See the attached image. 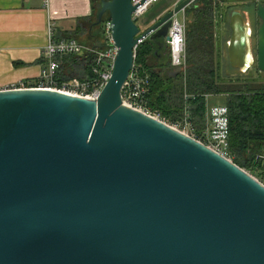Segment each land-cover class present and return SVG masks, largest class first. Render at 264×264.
<instances>
[{
	"label": "water",
	"instance_id": "1",
	"mask_svg": "<svg viewBox=\"0 0 264 264\" xmlns=\"http://www.w3.org/2000/svg\"><path fill=\"white\" fill-rule=\"evenodd\" d=\"M189 2L140 33L131 0H99L96 26L108 16L117 55L95 101L0 90V264H264V185L121 101L134 47L168 48ZM255 15L254 49L236 10L226 48L244 56L237 71L264 74L261 2Z\"/></svg>",
	"mask_w": 264,
	"mask_h": 264
},
{
	"label": "trees",
	"instance_id": "2",
	"mask_svg": "<svg viewBox=\"0 0 264 264\" xmlns=\"http://www.w3.org/2000/svg\"><path fill=\"white\" fill-rule=\"evenodd\" d=\"M99 1V0H98ZM96 3V20L91 29H97L102 34V23L96 26L99 3ZM223 2L250 1L256 6L255 0H222ZM261 2V1H260ZM98 3V4H97ZM264 4V1L261 2ZM212 0H199L195 8L185 10L192 16L191 27L198 36H205L204 43L216 47L211 39L218 30V24L213 19L215 7ZM216 5L217 2H216ZM230 6H227L228 10ZM259 22L256 27H258ZM216 28V30H215ZM218 33V31H217ZM216 37L218 38L217 34ZM216 38V39H217ZM209 41V42H208ZM186 33V44H187ZM96 45V43H90ZM153 42H144L136 52L135 64L149 75L147 105L158 111L171 124L182 120L185 108L184 95L191 96L188 101L193 127L201 132L205 125L206 98L218 96L224 98V106L228 110L229 156L238 167L248 171L264 185V74L257 71L256 66L245 73L226 76L222 67L211 57L200 58L199 65L187 61L188 71L182 73L170 66L168 61L162 63L161 53ZM169 59V57H167ZM84 65L76 59H70L69 65H81V69L89 72L90 59L85 57ZM206 70L202 72V70ZM174 70V71H173ZM187 70V69H186ZM67 72V71H66ZM185 77V79H184ZM185 80V82H184ZM198 119L200 121H198ZM199 122V123H198Z\"/></svg>",
	"mask_w": 264,
	"mask_h": 264
},
{
	"label": "built area",
	"instance_id": "3",
	"mask_svg": "<svg viewBox=\"0 0 264 264\" xmlns=\"http://www.w3.org/2000/svg\"><path fill=\"white\" fill-rule=\"evenodd\" d=\"M158 0H131L134 11L131 15L132 21L137 25V20ZM199 0H190L188 5H194ZM260 2V0H255ZM48 6V0H44ZM185 8L179 13L184 14ZM178 13V14H179ZM178 14H173L170 18L168 29L169 62L170 66L181 72L187 69L186 59V22L184 17L181 20ZM46 43L41 49V55L46 62L45 67L36 81L33 83L20 82L4 90H48L63 93L72 97L86 100H97L108 83L114 61L117 55V48L110 36V21L105 19L102 23V35L104 46L84 45L75 39H57L54 36L55 28L50 23L47 28ZM146 41L140 40L134 47V63L129 75L121 88L122 104L130 109L138 111L148 117L156 119L190 138L205 145L223 158L232 161L229 156V127L228 110L225 106L205 108V125L201 132H197L193 127L188 101L191 96L184 95L185 108L182 120L177 124H169L160 112L154 111L147 105V95L149 88V75L142 70V67L135 64L136 52ZM77 58V61L84 65L85 57L90 59L89 72L73 77H67L63 68V61L66 58ZM208 97V96H207ZM207 97H205L207 99Z\"/></svg>",
	"mask_w": 264,
	"mask_h": 264
},
{
	"label": "crops",
	"instance_id": "4",
	"mask_svg": "<svg viewBox=\"0 0 264 264\" xmlns=\"http://www.w3.org/2000/svg\"><path fill=\"white\" fill-rule=\"evenodd\" d=\"M177 2L173 3V7ZM212 2L215 7L213 19L220 31L228 26L230 14L226 15L225 2ZM169 8L157 19L172 9ZM96 12L94 0H48V6L44 0H0V90L20 82L33 83L38 79L46 65L41 49L46 43L50 23L55 28L57 39H75L84 45L92 42L96 43L93 46L103 47V35L97 29H91ZM70 59L77 60L72 57L64 59L66 76L80 77L84 72L81 65L70 66Z\"/></svg>",
	"mask_w": 264,
	"mask_h": 264
},
{
	"label": "rangeland",
	"instance_id": "5",
	"mask_svg": "<svg viewBox=\"0 0 264 264\" xmlns=\"http://www.w3.org/2000/svg\"><path fill=\"white\" fill-rule=\"evenodd\" d=\"M176 1H179V0H158L156 3H154L146 11V13L144 15H142L136 22L137 26L140 30V33H143L144 31H146L153 24V22L155 20H157V18L160 16V14L163 11H165L169 7L173 8V3ZM260 1L263 2L264 0H260ZM252 3L253 2H250V1H232L231 3L225 2L226 7H227V5L230 6V8L228 10L225 8V12H226V15H229L234 10L239 11L242 14V16L246 19V21L249 22L251 32H252V34H251L252 36L250 39V46H251V48L254 49V47H255L254 33H255L256 26L258 24V20H257L256 15H255L256 6ZM95 5H96V3H95ZM226 15H225V18H226ZM182 17H184L185 22H186V33H187V41H188L186 44V59H187V61L190 60L192 64L199 65L200 64L199 62L201 61L200 58L209 57L207 54H203V53L205 52V53L209 54L210 49L211 50L215 49V52L214 53L212 52L211 57L213 58V60H216V63H218V61H219L218 64L221 65V67L223 68L222 69L223 74L226 76L227 75L228 76L236 75V73L239 72V71H237L238 67L241 66V64L244 61V56L240 50H236L234 44H232L230 47L226 48V43L229 40V38L231 37V30L229 27V21H228V26L226 25L227 27H224V29L222 28L220 31L218 29L217 30L218 33L216 31V33H214V35L212 36L211 39L214 41V43L216 40V47H215L213 43L211 45H208V43L207 44L204 43L206 35L198 36L197 32H195L194 29H192V27H191L192 16H191L190 12L187 11V12H184V14L179 13L178 14L179 20H181ZM228 18L230 20V15ZM226 20H227V18H226ZM215 30H216V28H215ZM216 34H217L218 38L216 37ZM232 38L235 39V36L233 35ZM254 52H252V53L254 54ZM227 54L229 55L230 60H231V64H232L231 67L229 66ZM167 57H169V50H168V48H165L164 51L161 53L162 63L166 64L169 61V59H167ZM235 68H237V69H235ZM251 69H253V68H251ZM177 71H179V70H177ZM186 71H188V68ZM186 71L182 72V73L184 74V73H186ZM204 71H206V70L205 69L202 70V72H204ZM179 72H181V71H179ZM184 79H185V77H184ZM184 82H185V80H184ZM224 103H225L224 98L218 97V96H211L207 99V107L208 108H212V107H216V106H224ZM198 121H200V120L198 119ZM167 122H168V120H167ZM169 124H171V123H169ZM246 172H248V171H246Z\"/></svg>",
	"mask_w": 264,
	"mask_h": 264
}]
</instances>
